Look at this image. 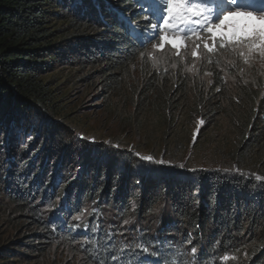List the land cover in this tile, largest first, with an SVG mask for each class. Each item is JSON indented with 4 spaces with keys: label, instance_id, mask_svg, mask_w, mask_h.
Instances as JSON below:
<instances>
[{
    "label": "trees",
    "instance_id": "16d2710c",
    "mask_svg": "<svg viewBox=\"0 0 264 264\" xmlns=\"http://www.w3.org/2000/svg\"><path fill=\"white\" fill-rule=\"evenodd\" d=\"M150 4L0 0V264L39 263L59 240L80 264H264V68L230 49L197 69L154 66L157 40L141 44ZM81 82L104 91L119 134L71 104ZM88 201L94 214L71 223ZM163 202L176 220L157 231L100 219Z\"/></svg>",
    "mask_w": 264,
    "mask_h": 264
},
{
    "label": "snow or ice",
    "instance_id": "6c2138e0",
    "mask_svg": "<svg viewBox=\"0 0 264 264\" xmlns=\"http://www.w3.org/2000/svg\"><path fill=\"white\" fill-rule=\"evenodd\" d=\"M155 5V10L152 4L148 8L143 6L141 8V11L148 13L144 17L146 27L143 35L146 36V40H141L142 45H146L147 41L158 40L159 43L153 45L154 49L162 53L167 46L180 56L181 49L187 51V42L192 40L191 57L200 58L201 52L198 50H201L209 57V63L213 62L210 57L214 54L218 55L220 49H230L238 53L245 58V62L255 53L264 57V7L246 10L247 6L241 4L240 0H218V2L217 0H155ZM201 33L206 35L202 36ZM141 55L143 56L144 53ZM152 59L155 66L157 60L155 57ZM206 74L211 75V73ZM199 123L203 125L205 122L200 120ZM81 138L88 139L83 136ZM92 139L95 142L94 138ZM115 147L119 148V145ZM135 155L140 157V153ZM141 158L147 161L153 160L151 156ZM156 162L166 163L163 160ZM222 171H231V169H222ZM235 171L239 172V169ZM261 179L264 181V178ZM140 251L147 256L155 255L144 247H141ZM191 253L194 257L196 254L194 247ZM166 264L172 262L169 260ZM190 264H194V260Z\"/></svg>",
    "mask_w": 264,
    "mask_h": 264
},
{
    "label": "rangeland",
    "instance_id": "374dc122",
    "mask_svg": "<svg viewBox=\"0 0 264 264\" xmlns=\"http://www.w3.org/2000/svg\"><path fill=\"white\" fill-rule=\"evenodd\" d=\"M228 10L231 11L232 9ZM200 35L203 36L206 34L201 33ZM158 43L159 41L157 40L153 43V45ZM187 43V51L181 49L180 56H177L175 50L170 47L166 46V49L161 53L158 49H154L153 45H151L146 52L147 60L153 63L152 57H155L156 60H158V58L165 57L169 61L173 60L181 64H190L189 69H197V63L199 64V62L202 60L201 56L204 57V54L201 50H198L201 52L200 58H192L190 53L193 50V41L188 40ZM256 54L257 53L252 55L251 62L257 64L260 68H264V57L256 56ZM173 61V66H176L177 63ZM251 64L252 63H249L248 67L251 66ZM207 72L211 71H206V73ZM77 84L79 85L68 87V90L71 91V96L69 97V101H71V104L76 105L78 103L81 105V110L90 115L91 124L93 128L96 127L99 130V133L101 132V134L105 135L111 134L113 136L119 134V129L117 128L118 125H116L115 119L112 118V114L106 111L104 91H102L100 88L98 89V87H95L92 91V89H89V86L91 85L88 86L87 83L84 82ZM60 201L61 199H58V202ZM170 208L171 206L169 205V203L163 202L155 209L154 214H148L144 217L132 214L131 216L129 215L127 217H123L119 215V213L115 209L109 206H104V210L106 211L102 213L100 219L103 220L107 225L113 224L115 226H118L125 232L126 236H131L133 233H136L138 229L144 228L148 230V227H151L157 231L160 229V225H162L163 221L174 222L176 220V216ZM53 210L54 209L52 207H44L46 218L49 217L50 214H52ZM95 211V206L93 204L91 205V202L88 201L84 206H81V213L71 218V223L80 226L85 223L89 219V217L94 214ZM154 215H157V217H159L160 219L159 228L157 226L151 225L157 224L151 223V218ZM125 221H127V223H125ZM14 236L15 234H10V237ZM45 246L47 247V251L42 252L39 263L37 262L29 264H80V256L77 255V251L73 248V246L69 245V243L59 240L54 242L53 245L50 244ZM71 250H74V253L71 252ZM28 255L31 254L28 253ZM38 255L40 254H35V256L37 257Z\"/></svg>",
    "mask_w": 264,
    "mask_h": 264
},
{
    "label": "bare ground",
    "instance_id": "6f19581e",
    "mask_svg": "<svg viewBox=\"0 0 264 264\" xmlns=\"http://www.w3.org/2000/svg\"><path fill=\"white\" fill-rule=\"evenodd\" d=\"M148 238V237H147ZM132 247V246H131ZM138 253V252H137ZM133 260V259H132Z\"/></svg>",
    "mask_w": 264,
    "mask_h": 264
}]
</instances>
